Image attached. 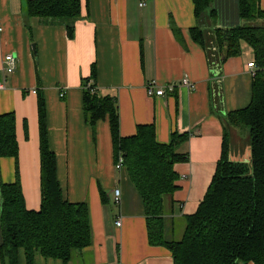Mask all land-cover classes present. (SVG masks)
Masks as SVG:
<instances>
[{
    "label": "crops",
    "instance_id": "obj_1",
    "mask_svg": "<svg viewBox=\"0 0 264 264\" xmlns=\"http://www.w3.org/2000/svg\"><path fill=\"white\" fill-rule=\"evenodd\" d=\"M27 1L0 0V70L5 55L18 61L0 89V114L15 113L19 145L17 158L0 159L1 181L19 177L27 208L40 210L41 95L64 197L87 201L90 208L93 243L69 264H174L167 247L149 242L143 199L126 168L116 167L108 117L95 126L85 120L83 80L96 64L97 89L118 98L122 136L134 135L143 124L155 125L160 143H170L175 131L190 134L180 148L189 159L175 164L178 188L166 197L164 212L166 238L181 239L186 217L197 211L222 158L225 130L230 160L251 162V138L229 126L227 114L251 103L254 77L247 65L254 52L243 43L241 55L220 62L214 36L216 28L241 23L238 0L214 1L216 13H207L202 24L204 45L192 37L198 25L193 0H82L73 38L62 24L28 16ZM260 5L264 10V0ZM152 81L166 89L165 96L148 94ZM1 204L0 198V218ZM18 264H27L24 249ZM35 264L64 263L37 255Z\"/></svg>",
    "mask_w": 264,
    "mask_h": 264
},
{
    "label": "trees",
    "instance_id": "obj_2",
    "mask_svg": "<svg viewBox=\"0 0 264 264\" xmlns=\"http://www.w3.org/2000/svg\"><path fill=\"white\" fill-rule=\"evenodd\" d=\"M214 1L193 0L198 25L192 29V37L202 45L205 44L202 24L207 13H216L212 9ZM260 1L238 0L241 23L216 28L214 32L220 62L241 55L243 43L254 52L257 71L253 76L251 103L227 114L229 126L248 128L251 162L230 160L225 130L223 154L215 175L197 211L186 217L179 240H168L165 236V202L178 188L175 164L189 159L180 148L190 134L175 131L170 143H160L155 125L143 124L134 135L122 136L117 96L101 94L95 84V92L87 88L88 82L97 78L96 64L91 76L83 80L85 120L95 126L108 117L115 160L118 162L122 155L124 168L144 202L149 242L167 247L174 264H264V10ZM26 13L44 23L64 25L68 36L73 38L76 22L82 17V0H28ZM38 110L41 208L38 211L27 208L19 177L13 183H3L0 178L3 264H18L20 249L25 251L27 264H35L37 255L69 264L76 253L93 243L89 203H72L64 197L57 156L50 146L46 102L41 95ZM25 130L28 132L26 123ZM18 152L16 115L0 114V159L17 158Z\"/></svg>",
    "mask_w": 264,
    "mask_h": 264
},
{
    "label": "built area",
    "instance_id": "obj_3",
    "mask_svg": "<svg viewBox=\"0 0 264 264\" xmlns=\"http://www.w3.org/2000/svg\"><path fill=\"white\" fill-rule=\"evenodd\" d=\"M140 5L143 6V5H145V3L142 2ZM2 62H3L2 68L0 70V89H4L7 77L16 71L18 61H17L16 56L14 54L10 53V54H7L3 57ZM247 67H248V70L250 71V73L254 76L256 73L255 71L257 69L255 61L253 60L252 62L248 63ZM182 82L185 85L194 87L193 85H191V83L188 79H183ZM93 85H94L93 80H90L87 84V88H90L92 92H95L96 88H94ZM169 90L171 91V90H173V88L170 87ZM147 92L150 96H165L166 89L164 87L163 88L160 86L158 87L157 83L155 81H152V82L148 83V85H147ZM33 93L37 94L38 93L37 89H34ZM65 95H66V91L62 89L60 91V96L64 97ZM116 167L118 169H121L124 167V160H123L122 155H120L119 161L116 162ZM115 202L116 203L121 202V189L115 190ZM116 225L117 226L122 225V218L121 217L116 221ZM100 264H106V263H100Z\"/></svg>",
    "mask_w": 264,
    "mask_h": 264
},
{
    "label": "rangeland",
    "instance_id": "obj_4",
    "mask_svg": "<svg viewBox=\"0 0 264 264\" xmlns=\"http://www.w3.org/2000/svg\"><path fill=\"white\" fill-rule=\"evenodd\" d=\"M240 130L242 131L241 133H242L243 135H244V132H245V133H248V135L250 136V133H249L248 128H241ZM241 264H244V263L241 262Z\"/></svg>",
    "mask_w": 264,
    "mask_h": 264
},
{
    "label": "water",
    "instance_id": "obj_5",
    "mask_svg": "<svg viewBox=\"0 0 264 264\" xmlns=\"http://www.w3.org/2000/svg\"><path fill=\"white\" fill-rule=\"evenodd\" d=\"M0 242H2V237L0 236Z\"/></svg>",
    "mask_w": 264,
    "mask_h": 264
}]
</instances>
